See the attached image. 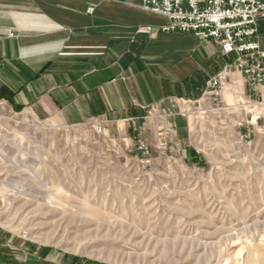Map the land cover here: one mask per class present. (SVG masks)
Segmentation results:
<instances>
[{"label": "rangeland", "instance_id": "1", "mask_svg": "<svg viewBox=\"0 0 264 264\" xmlns=\"http://www.w3.org/2000/svg\"><path fill=\"white\" fill-rule=\"evenodd\" d=\"M240 74L115 136L1 100L0 237L45 264H264V82Z\"/></svg>", "mask_w": 264, "mask_h": 264}, {"label": "crops", "instance_id": "2", "mask_svg": "<svg viewBox=\"0 0 264 264\" xmlns=\"http://www.w3.org/2000/svg\"><path fill=\"white\" fill-rule=\"evenodd\" d=\"M139 2L0 0V101L38 120L101 125L115 136L150 106L198 98L235 57L192 33H158L167 18ZM146 24L154 30L139 32ZM256 25L264 49V17ZM14 241L0 237L10 255L0 254V264H45L19 259Z\"/></svg>", "mask_w": 264, "mask_h": 264}, {"label": "built area", "instance_id": "3", "mask_svg": "<svg viewBox=\"0 0 264 264\" xmlns=\"http://www.w3.org/2000/svg\"><path fill=\"white\" fill-rule=\"evenodd\" d=\"M138 7L167 18L156 26L158 33H192L202 41H212L223 55L235 57L207 81L205 94H220L233 69L239 70L250 89L264 82V49L257 40L256 25L257 18L264 17V0H140ZM137 29L146 34L154 30L150 24ZM95 132L102 133V126L97 125ZM138 147L148 152L142 141Z\"/></svg>", "mask_w": 264, "mask_h": 264}, {"label": "bare ground", "instance_id": "4", "mask_svg": "<svg viewBox=\"0 0 264 264\" xmlns=\"http://www.w3.org/2000/svg\"><path fill=\"white\" fill-rule=\"evenodd\" d=\"M225 99L226 100H229L230 102L232 101L231 100V97L229 96V95H227L226 97H225ZM247 256V255H246ZM262 259V258H261ZM244 261H245V259H244ZM242 263V262H241ZM245 263H247L248 264V262H247V260L245 261ZM244 264V263H243Z\"/></svg>", "mask_w": 264, "mask_h": 264}]
</instances>
